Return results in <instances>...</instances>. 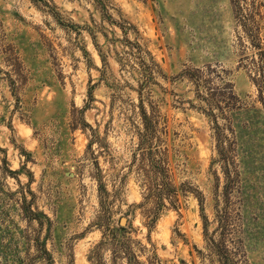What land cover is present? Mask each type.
Here are the masks:
<instances>
[{
    "label": "rangeland",
    "instance_id": "374dc122",
    "mask_svg": "<svg viewBox=\"0 0 264 264\" xmlns=\"http://www.w3.org/2000/svg\"><path fill=\"white\" fill-rule=\"evenodd\" d=\"M0 264H264V0H0Z\"/></svg>",
    "mask_w": 264,
    "mask_h": 264
},
{
    "label": "trees",
    "instance_id": "16d2710c",
    "mask_svg": "<svg viewBox=\"0 0 264 264\" xmlns=\"http://www.w3.org/2000/svg\"><path fill=\"white\" fill-rule=\"evenodd\" d=\"M100 3H103V5H104V2H100ZM142 74H143V76L145 78L149 77V74H150L149 69L146 68V67H143ZM139 106L141 108L142 124H143L141 136H145L146 137V136H149V135L154 134L156 132V124L146 114L145 108L143 106L142 91H141L140 104H139ZM114 239H113V241H114ZM102 244H104V240H101L99 242V244L95 247V252L102 246ZM122 248L123 249H127V247L125 246L124 241H117V242H115V250H113V251L118 252ZM123 251H125V253L127 252V250H123ZM127 254H128V252H127Z\"/></svg>",
    "mask_w": 264,
    "mask_h": 264
},
{
    "label": "water",
    "instance_id": "95a60500",
    "mask_svg": "<svg viewBox=\"0 0 264 264\" xmlns=\"http://www.w3.org/2000/svg\"><path fill=\"white\" fill-rule=\"evenodd\" d=\"M121 222H125V218H122Z\"/></svg>",
    "mask_w": 264,
    "mask_h": 264
}]
</instances>
